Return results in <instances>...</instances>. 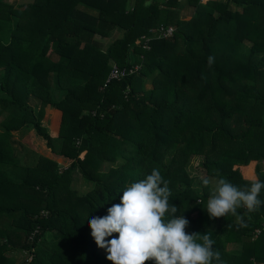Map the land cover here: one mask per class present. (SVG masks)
Listing matches in <instances>:
<instances>
[{"label":"trees","instance_id":"1","mask_svg":"<svg viewBox=\"0 0 264 264\" xmlns=\"http://www.w3.org/2000/svg\"><path fill=\"white\" fill-rule=\"evenodd\" d=\"M112 63L127 74L104 87ZM153 169L186 231L214 241L213 264H264V203L205 209L220 178L264 182V0H0V264H112L88 221Z\"/></svg>","mask_w":264,"mask_h":264},{"label":"clouds","instance_id":"2","mask_svg":"<svg viewBox=\"0 0 264 264\" xmlns=\"http://www.w3.org/2000/svg\"><path fill=\"white\" fill-rule=\"evenodd\" d=\"M214 57L208 58L209 66ZM158 169L144 179L127 185L120 202L107 209L103 217L93 216L88 221L91 237L96 245L105 249L106 259L112 264H213L220 254L214 251V241L209 235L198 242L197 234H189V221L175 216L177 208L169 203L170 189ZM207 186L210 181L204 179ZM264 182L251 183L242 190L225 178H220L209 196L206 212L210 219L238 215L237 209L248 212L259 209L264 201L259 199ZM198 203V202H197ZM172 218L168 219L167 216ZM117 234V235H113ZM111 237V239H107Z\"/></svg>","mask_w":264,"mask_h":264},{"label":"rangeland","instance_id":"3","mask_svg":"<svg viewBox=\"0 0 264 264\" xmlns=\"http://www.w3.org/2000/svg\"><path fill=\"white\" fill-rule=\"evenodd\" d=\"M20 1H22V0H6V2L11 3V4H14V5L20 3ZM182 1H184V0H182ZM217 1L224 2L225 0H217ZM231 8L233 10V6H231ZM119 36H120V33H119V31H117L115 34H113V36L111 37V39L116 38V37H119ZM104 42H106V41H104ZM112 64L114 66H116L115 63H112ZM146 88H150V86L146 84ZM32 106H35V105H32ZM61 122H62V112L61 111H58V110H55L53 108H50L49 110H47L46 115H45V118H44V121H43L42 124L45 127L46 132L51 137L57 138L58 137V134H59V128H60ZM14 137L17 140L23 142L26 145H29L31 143L33 145H36L37 144L36 139H35L33 133L30 132V131H24V132H22L20 134L15 135ZM49 153H50L49 151H47V152L43 151V154H42L41 151H40V154H42L43 156H45L48 159H50V161L51 160H54V163L57 164V166L59 167V169L65 168L68 165V162L67 161H63L62 158H54ZM201 161H202V157H199V156H194V157H192L190 159V163L192 164L191 175L203 177V173L200 171V168H199V165H200ZM253 166L254 165H251V167H253ZM244 171L245 172L246 171H249V169L245 168ZM75 180H77L76 181V184H75V187H77L79 191H87L88 188L84 187L81 178H78V179H75ZM16 242H17V244H19L20 243V240H17ZM99 252L102 255L107 256V253H106V250L105 249H100ZM12 258H14V260H12L11 262H14L15 261L17 263L22 262L26 258H27L26 260H30L31 259L28 256V254H26V252H23V253L22 252H16L12 256Z\"/></svg>","mask_w":264,"mask_h":264},{"label":"built area","instance_id":"4","mask_svg":"<svg viewBox=\"0 0 264 264\" xmlns=\"http://www.w3.org/2000/svg\"><path fill=\"white\" fill-rule=\"evenodd\" d=\"M206 1L207 0H201V2H203V3L206 2ZM171 32H172V29L171 28H168L166 30V34L167 35H170ZM135 70H136V68H135ZM128 73H132V70H129ZM126 74H127L126 69H122V68H119V67L113 65V67H112V69H111V71H110V73L108 75V78L105 81L104 87L106 86V84L109 81L115 80V79H120V78L124 77Z\"/></svg>","mask_w":264,"mask_h":264}]
</instances>
